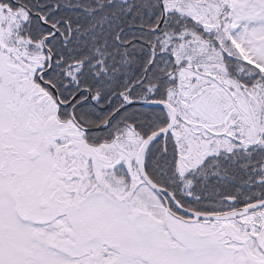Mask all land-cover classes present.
I'll return each mask as SVG.
<instances>
[{"label":"snow or ice","instance_id":"6c2138e0","mask_svg":"<svg viewBox=\"0 0 264 264\" xmlns=\"http://www.w3.org/2000/svg\"><path fill=\"white\" fill-rule=\"evenodd\" d=\"M0 264H264V0H0Z\"/></svg>","mask_w":264,"mask_h":264}]
</instances>
